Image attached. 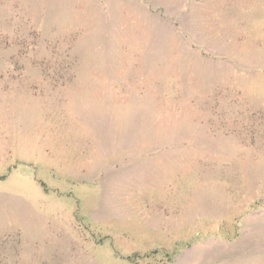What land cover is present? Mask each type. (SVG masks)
<instances>
[{
	"label": "rangeland",
	"instance_id": "obj_1",
	"mask_svg": "<svg viewBox=\"0 0 264 264\" xmlns=\"http://www.w3.org/2000/svg\"><path fill=\"white\" fill-rule=\"evenodd\" d=\"M0 264H264V0H0Z\"/></svg>",
	"mask_w": 264,
	"mask_h": 264
},
{
	"label": "crops",
	"instance_id": "obj_2",
	"mask_svg": "<svg viewBox=\"0 0 264 264\" xmlns=\"http://www.w3.org/2000/svg\"><path fill=\"white\" fill-rule=\"evenodd\" d=\"M173 263V262H172Z\"/></svg>",
	"mask_w": 264,
	"mask_h": 264
}]
</instances>
